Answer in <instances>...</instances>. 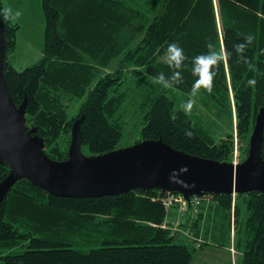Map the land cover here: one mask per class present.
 <instances>
[{
  "label": "trees",
  "instance_id": "16d2710c",
  "mask_svg": "<svg viewBox=\"0 0 264 264\" xmlns=\"http://www.w3.org/2000/svg\"><path fill=\"white\" fill-rule=\"evenodd\" d=\"M130 1L137 2L40 0L41 56L21 70L8 60L19 25L0 14L6 85L16 106L26 99V125L43 138L44 152L56 160L67 158L71 126L80 115L84 116L82 149L96 155L118 148L125 73L139 75V82L160 72L170 76L173 69L157 57L160 49L166 51L174 42L188 59L179 70L184 82L173 87L190 94L196 79L191 59L206 53L205 45L211 42L217 51L226 48L232 56L215 69L213 91H200L231 113V90L243 160L256 109L264 105V0H154L158 6L152 16ZM248 34L254 40L245 55L256 65L255 71L237 63L233 50ZM110 65L113 69L105 71ZM249 79L256 80L254 87L248 86ZM84 94L71 114L70 99ZM141 106L146 110L138 141L161 139L196 156L231 162L232 134L215 143L164 92L146 97ZM8 172L6 165H0V180ZM166 195L155 189H134L112 196L58 197L21 178L0 205V264H192L195 248L228 247L230 235L240 264H264L262 193L209 196L206 212H200L193 223V240L171 233L176 214L169 217V212L177 209L166 210ZM204 219L206 227L198 222Z\"/></svg>",
  "mask_w": 264,
  "mask_h": 264
},
{
  "label": "water",
  "instance_id": "95a60500",
  "mask_svg": "<svg viewBox=\"0 0 264 264\" xmlns=\"http://www.w3.org/2000/svg\"><path fill=\"white\" fill-rule=\"evenodd\" d=\"M4 23L0 16V165L8 174L0 180V205L16 181L32 184L58 197L89 198L125 194L134 189L192 195H264V105L256 109L245 158L234 164L175 149L161 139H144L100 154H84L80 115L72 126L67 158L44 152V140L26 125V99L13 102L4 78Z\"/></svg>",
  "mask_w": 264,
  "mask_h": 264
},
{
  "label": "rangeland",
  "instance_id": "374dc122",
  "mask_svg": "<svg viewBox=\"0 0 264 264\" xmlns=\"http://www.w3.org/2000/svg\"><path fill=\"white\" fill-rule=\"evenodd\" d=\"M136 1L134 0L135 4L132 1L130 3L146 12L149 16H152L158 6L157 1L154 0ZM1 3L3 8L11 7L14 12L19 10L22 13L18 19L11 20L13 23H17L19 28L16 35L15 49L8 55L11 64L17 70H21L37 61L41 56L44 20L40 0H1ZM215 14L217 15L216 11ZM165 53L166 51L162 52V49H160V54L157 57L159 58V62L165 61ZM112 69L113 65H110L105 71H111ZM151 81L152 77L148 76L143 82H139V75L129 72L125 73L123 83L120 85V90L125 91V98L118 110V116L122 122V136L117 147L130 146L141 139L140 130L144 123L143 116L146 110L141 106L142 102L146 97L158 92H164L172 98L174 107L178 109H181V105L186 104L189 99H194V106L188 112L194 125L205 131L215 143L224 139L227 134H232L234 144H236L235 149L238 156L240 155L236 140L235 115L231 90L229 91L230 100H232L230 113L228 109L218 105L201 91L193 98L190 94L184 93L177 88H163L160 85L152 84ZM85 98L86 94L70 99L68 103L70 106L69 112L71 114L75 113L77 107ZM82 151L84 154H88L85 148ZM202 224L206 227L207 221L204 219ZM232 236L230 235V244L226 248L213 247L212 245L205 246L202 249L195 248L192 264H222L226 262L240 264L241 256H238L232 247V240L234 239ZM174 241L179 242L181 239L174 238ZM230 248H233V250Z\"/></svg>",
  "mask_w": 264,
  "mask_h": 264
},
{
  "label": "clouds",
  "instance_id": "9594fccd",
  "mask_svg": "<svg viewBox=\"0 0 264 264\" xmlns=\"http://www.w3.org/2000/svg\"><path fill=\"white\" fill-rule=\"evenodd\" d=\"M4 20L18 19L22 13L19 10L15 12L11 7H5L0 10ZM254 40V36L251 34L244 35L242 42L235 43L233 50L236 54V62L243 63L251 71L256 70V65L245 55V50L249 44ZM205 47L208 49L206 53L198 54L191 59V74L196 78L193 82L190 96L196 97L201 89L211 93L213 91V83L216 75L215 69H218L222 62H226L232 56V52H229L226 48L217 51L215 46L208 42ZM188 59L183 49L177 43H169L165 53V63L173 72L170 76H166L163 72L158 73L152 78L151 83L154 85H160L163 88H170L177 86L184 82L180 69L184 65V61ZM255 79H249L247 81L248 86L254 87L256 85ZM195 100L189 99L186 104L181 105L183 111L190 112L194 106ZM186 135H191L190 132H186Z\"/></svg>",
  "mask_w": 264,
  "mask_h": 264
},
{
  "label": "built area",
  "instance_id": "2783aa9c",
  "mask_svg": "<svg viewBox=\"0 0 264 264\" xmlns=\"http://www.w3.org/2000/svg\"><path fill=\"white\" fill-rule=\"evenodd\" d=\"M236 146V144H235ZM232 153V160L234 164L240 162L238 153L235 149ZM210 194H203L201 196L192 195L187 202L185 198L179 193H167L166 197L163 200V204L166 210H170L171 208L176 207V217L172 221L171 233H182L187 238H191L192 240L196 238L193 234V223L197 220V217L200 212L205 211V207L209 202ZM183 224V226H181ZM163 227H167L166 223L162 225ZM174 233V235L176 234ZM196 247H200V242L196 241ZM233 247V246H232ZM233 250V248H230Z\"/></svg>",
  "mask_w": 264,
  "mask_h": 264
},
{
  "label": "crops",
  "instance_id": "0c3cea01",
  "mask_svg": "<svg viewBox=\"0 0 264 264\" xmlns=\"http://www.w3.org/2000/svg\"><path fill=\"white\" fill-rule=\"evenodd\" d=\"M8 60H9V58H8ZM10 61V60H9ZM11 63V62H10ZM170 211H173V212H169V217H174L175 216V214H177V212H175V210L174 209H171ZM199 222V224H201L202 226H203V224H202V220H200V221H198ZM202 226H200V228H202ZM199 228V229H200ZM185 236V235H184ZM213 247H215V246H213ZM222 248V247H221ZM224 248V247H223ZM226 248V247H225ZM226 250V249H225Z\"/></svg>",
  "mask_w": 264,
  "mask_h": 264
}]
</instances>
